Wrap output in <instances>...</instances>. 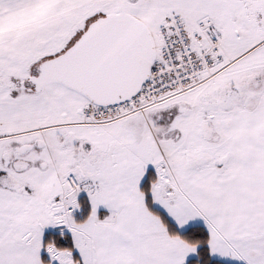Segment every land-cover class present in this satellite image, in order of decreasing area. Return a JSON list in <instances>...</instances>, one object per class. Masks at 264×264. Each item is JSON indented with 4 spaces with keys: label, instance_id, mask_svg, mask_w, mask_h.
Returning a JSON list of instances; mask_svg holds the SVG:
<instances>
[{
    "label": "snow or ice",
    "instance_id": "1",
    "mask_svg": "<svg viewBox=\"0 0 264 264\" xmlns=\"http://www.w3.org/2000/svg\"><path fill=\"white\" fill-rule=\"evenodd\" d=\"M0 264H264V0H0Z\"/></svg>",
    "mask_w": 264,
    "mask_h": 264
}]
</instances>
